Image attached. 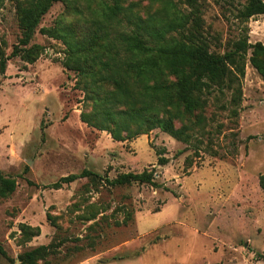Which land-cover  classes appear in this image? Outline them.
<instances>
[{
	"label": "rangeland",
	"instance_id": "rangeland-1",
	"mask_svg": "<svg viewBox=\"0 0 264 264\" xmlns=\"http://www.w3.org/2000/svg\"><path fill=\"white\" fill-rule=\"evenodd\" d=\"M172 1L211 52L222 54L243 37L264 44V14L243 17L244 0ZM26 5L0 0L3 56L21 37L19 9ZM126 5L142 17L167 13L147 0ZM65 25L82 51L48 31ZM87 27L81 14L54 2L26 46H41L35 60L12 57L0 72V173L15 180L11 192L0 186V264H29L21 261L24 252L41 245L46 249L32 264H263L264 73L250 64V51L237 102L230 91L215 90L202 108L169 107L175 127L188 129V142L159 128L115 140L101 128L113 126L105 112L128 103L92 59L99 50L105 60L110 48L101 49L106 41ZM80 63L83 72L75 69ZM132 75L130 100L140 92ZM84 169L99 177L50 186ZM144 169L155 185L104 180Z\"/></svg>",
	"mask_w": 264,
	"mask_h": 264
},
{
	"label": "trees",
	"instance_id": "trees-1",
	"mask_svg": "<svg viewBox=\"0 0 264 264\" xmlns=\"http://www.w3.org/2000/svg\"><path fill=\"white\" fill-rule=\"evenodd\" d=\"M27 5L19 9V26L21 37L13 46L9 55L0 53V72H4L6 60L23 56L33 62L39 45L26 47L41 17L54 2L63 3L69 12L81 14L89 24L87 30L100 43L101 49L110 48L103 60L102 52L96 51L94 61L99 71L106 73V79L114 87L120 100L127 108L106 110L112 127L101 126L113 139L123 140L137 133H144L152 128H159L171 137L188 142L191 138L185 126L175 127L169 107L181 103L186 112L202 108L207 102L206 95L212 91L222 93L230 91L231 100L235 103L241 95L240 81L244 76L245 54L250 51L249 62L260 73H264V44L250 43L245 37L235 41L230 50L222 54L208 50L205 40L195 28L188 27V20L181 15L172 0H147L150 4L159 3L167 11L166 16L155 12L151 16H138L133 13L126 0H26ZM241 10L243 17L264 14L262 0H244ZM40 31H44L41 28ZM52 36L61 39L69 48L77 47L82 51V41L73 43L68 36L72 30L68 25L48 30ZM79 58L75 62L78 63ZM84 64H78L77 71L83 72ZM132 71L135 82L140 84V92L130 100L131 93L126 80L128 71ZM96 88V87H95ZM99 88V86H97ZM93 88H91L92 90ZM82 121L89 122V117L81 113ZM202 121V118L198 120ZM138 123L147 128L132 131L130 125ZM127 131L126 134H121ZM161 155V152H159ZM165 158L159 157V161ZM82 177H99L98 174L84 169L78 174L60 177L50 184L59 188ZM111 186L132 182L155 185L152 171L144 169L140 173L126 172L113 179L104 178ZM259 182L264 189V174ZM1 192H11L15 180L5 178L0 173ZM46 246L41 245L24 252L21 261L32 264L41 256ZM0 253L5 254L0 245ZM264 264V252L261 255Z\"/></svg>",
	"mask_w": 264,
	"mask_h": 264
}]
</instances>
